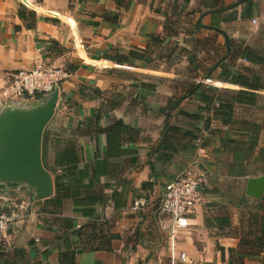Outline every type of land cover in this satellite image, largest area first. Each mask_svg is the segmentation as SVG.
I'll use <instances>...</instances> for the list:
<instances>
[{"label":"crops","instance_id":"0c3cea01","mask_svg":"<svg viewBox=\"0 0 264 264\" xmlns=\"http://www.w3.org/2000/svg\"><path fill=\"white\" fill-rule=\"evenodd\" d=\"M41 63L71 74L41 145L63 190L39 199L27 185H0L24 210L0 264H59L68 249L80 251L75 264H161L149 258L161 231L178 264L158 225L160 200L193 160L209 182L175 252L228 264L240 220L264 205V193L245 194L249 178L264 176V0H0V91L11 73ZM166 116L180 131L163 141ZM109 236L111 252L101 247Z\"/></svg>","mask_w":264,"mask_h":264},{"label":"built area","instance_id":"2783aa9c","mask_svg":"<svg viewBox=\"0 0 264 264\" xmlns=\"http://www.w3.org/2000/svg\"><path fill=\"white\" fill-rule=\"evenodd\" d=\"M256 24V20H252ZM71 77L61 66L38 64L28 70H17L10 74L0 97L9 107L29 106L32 102L47 99L55 90ZM201 138L195 140L196 151L201 152ZM209 182L208 174L193 160L179 175L164 187L160 202L158 225L168 234L171 246V259L178 264H189L190 260L183 252H175V234L190 227V215L200 203V190ZM145 205L143 200H135L132 210L140 211ZM24 217L22 205L17 206L0 196V243L7 240V234L17 220Z\"/></svg>","mask_w":264,"mask_h":264},{"label":"water","instance_id":"95a60500","mask_svg":"<svg viewBox=\"0 0 264 264\" xmlns=\"http://www.w3.org/2000/svg\"><path fill=\"white\" fill-rule=\"evenodd\" d=\"M57 99L58 90H55L41 103L23 108L6 106L0 110V185H27L39 199L52 195L54 185L42 165L41 145ZM263 193L264 176L247 180L248 197L259 199Z\"/></svg>","mask_w":264,"mask_h":264},{"label":"trees","instance_id":"16d2710c","mask_svg":"<svg viewBox=\"0 0 264 264\" xmlns=\"http://www.w3.org/2000/svg\"><path fill=\"white\" fill-rule=\"evenodd\" d=\"M189 0H185V2L187 3ZM226 38V43H229V39L227 38V36H225ZM137 55H135L134 53H129V58H135ZM117 62L122 63L123 60L125 59H115ZM127 62V61H124ZM238 80H234L236 83L238 84H246L244 81V79L242 80V78L238 77ZM249 87H255L253 85L248 84ZM191 95L190 93H186V96ZM178 100H181L178 99ZM178 100L169 107V109H172L173 107H175L177 105ZM180 129H178L175 126H170L168 121H167V116L166 119L164 121V128H163V132H162V140H165V137L167 135V133L169 132H179ZM186 134V133H185ZM191 141H195L196 140V136H192L191 133H189ZM163 141H161L158 145V147L155 149V151H158L160 149V147L162 146ZM154 151V152H155ZM151 155V152L149 153ZM148 155V157L150 156ZM147 183H144V186ZM55 194H56V198H59V193L61 190L57 178L55 179ZM262 201L264 202V197L262 198ZM83 215L87 214V212L85 211H81ZM91 214V212H89ZM223 225H228L229 222L228 221H222ZM94 224L92 223L90 225V230L94 231L93 229ZM81 230V229H80ZM239 242H238V246L236 249H228L227 253H228V264H245V260H256L258 261L259 264H264V205H260L259 203L252 206L251 208L248 209L247 211V215L240 220V225H239ZM77 233L79 235L80 231L78 230ZM112 238V236H109L105 241H104V245L105 246H101L102 248L105 247L106 251L111 252V248L109 245V241ZM99 248L98 246L95 247H90L89 249H97ZM85 250V249H82ZM220 254L222 259L224 258L225 255V251L223 248L219 249ZM80 253V251H76L74 249H68L65 250L63 252H60L58 255V262L59 264H75V256Z\"/></svg>","mask_w":264,"mask_h":264},{"label":"rangeland","instance_id":"374dc122","mask_svg":"<svg viewBox=\"0 0 264 264\" xmlns=\"http://www.w3.org/2000/svg\"><path fill=\"white\" fill-rule=\"evenodd\" d=\"M32 103H34V102H32ZM32 103L29 104V106H31ZM36 103H41V102H36ZM165 237H166V235L164 233H162V231H161V233L159 234V238H158L159 244L156 248L157 251H155L154 249L152 251H150L149 258L155 262H157L159 260L158 258H160L161 264H172L171 262H169L168 252H167V244L165 243V240H164Z\"/></svg>","mask_w":264,"mask_h":264}]
</instances>
